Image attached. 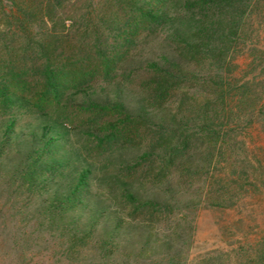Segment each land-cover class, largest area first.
Wrapping results in <instances>:
<instances>
[{
	"label": "trees",
	"instance_id": "16d2710c",
	"mask_svg": "<svg viewBox=\"0 0 264 264\" xmlns=\"http://www.w3.org/2000/svg\"><path fill=\"white\" fill-rule=\"evenodd\" d=\"M64 1L41 0L43 17ZM120 2L129 11L111 31H117V37L124 35L123 44L147 28L164 33L172 44L160 46L163 52L146 63L152 73L147 100L132 103L130 94L122 90L105 101L91 98L86 103L96 113L115 115L112 121L86 130V137L101 146L118 141L133 127L147 125L154 139L140 158L158 160V167L150 172L153 175L148 170L142 175L165 177L168 184L160 187L156 182L151 189L133 180L131 173L125 178L115 174L111 190L118 188L129 210L119 208L102 192H94L97 175L91 163L68 162L69 152L60 139L66 135L61 129L67 126L64 119L43 122L30 138L22 132L23 137H17L6 126L0 156L12 144L4 139L11 131L17 139L15 149L9 150L15 153L11 184L21 183L29 194L26 206L34 204V209L27 221L36 219L39 237L61 248L55 264H156L154 252H159L155 249L174 242L148 226L154 219L158 222L177 209L193 211L200 204L232 208L242 195L264 194V147L256 150L239 138L254 130L264 135V34L250 25L254 13L264 16V0ZM30 8L17 5L25 17L31 14ZM243 57L248 59L245 64L239 61ZM115 61L105 58L108 73ZM47 86L60 101L65 83L49 79ZM16 101L29 102L0 80V102ZM138 213L144 218L133 222ZM123 248L126 256L120 257ZM163 256L160 262L177 263L175 254Z\"/></svg>",
	"mask_w": 264,
	"mask_h": 264
},
{
	"label": "rangeland",
	"instance_id": "374dc122",
	"mask_svg": "<svg viewBox=\"0 0 264 264\" xmlns=\"http://www.w3.org/2000/svg\"><path fill=\"white\" fill-rule=\"evenodd\" d=\"M40 1L0 2V80L29 100L28 104L0 102V140L6 126H11L17 137L25 134L30 138L34 128L43 122L64 119L67 126L61 129L66 135L60 139L66 146L65 152H69L68 162L91 163L97 175L94 192H102L113 205L125 207L118 188L111 190L115 174L125 178L131 173L133 180L144 182L147 188L152 189L156 182L166 187L165 177L150 176L158 167V160L140 158L154 139L153 129L147 125L137 130L133 127L118 141L98 146L97 140L89 141L86 130L112 121L115 115L99 114L85 105L91 98L105 101L122 90L130 94L132 103L147 100L150 97L147 82L152 73L146 63L163 52L160 46L170 45L172 40H167L164 33H152L147 28L123 44L124 35L117 37L118 32L111 31L129 11L121 0H65L58 8L48 9L45 17ZM27 4L31 6V14L21 16L17 5ZM45 19L49 21L45 23ZM250 25L261 28L264 34L263 14L254 13ZM105 58L116 60L109 67V73ZM239 61L245 64L248 59L243 57ZM49 79L65 83L66 88L60 89V101L48 90ZM10 132L4 139L12 140V144L0 156V264H55L61 248L52 240L44 242L39 237L36 219L27 221L34 209V204L26 206L29 194L19 186L21 183L11 184L15 163H11L14 152L9 150L15 149L17 139ZM239 138L256 150L264 147V135L256 130ZM124 159L129 160V166ZM144 170L150 175L143 177ZM142 218L138 213L131 220L138 222ZM148 226L161 230L162 235L166 234L174 242L172 246L161 245L155 249L159 252H154L156 264H164L166 261L160 262L161 257L168 252L178 257L176 264H264V194L242 195L232 208L200 204L193 211L177 209L163 215L158 222L154 219ZM123 249L120 257L126 256L127 249Z\"/></svg>",
	"mask_w": 264,
	"mask_h": 264
}]
</instances>
